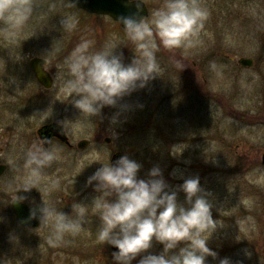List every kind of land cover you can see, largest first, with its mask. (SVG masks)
I'll use <instances>...</instances> for the list:
<instances>
[{"label":"rangeland","instance_id":"rangeland-1","mask_svg":"<svg viewBox=\"0 0 264 264\" xmlns=\"http://www.w3.org/2000/svg\"><path fill=\"white\" fill-rule=\"evenodd\" d=\"M144 2L151 19L164 0ZM195 2L207 16L194 42L161 46L159 75L91 121L68 99L66 58L87 39L94 50L119 44L117 54L130 63L135 46L126 33L65 0H0V164L7 167L0 177V264H114L110 245L98 240L92 202L99 193L88 178L115 153L141 163V178L158 165L173 188L200 177L220 224L209 233L208 245L219 254L209 256V264L224 257L233 264H264V0ZM5 4H30L32 11L14 24ZM65 17L77 20L71 31L61 23ZM33 56L49 61V91L26 71ZM51 122L65 126L74 146L83 139L91 143L77 156L56 148L59 159L36 174L25 165L26 153L40 145L36 130ZM28 183L42 193L22 189ZM21 197L31 206L44 199L73 219L84 207V226L65 232L53 246L48 240L54 220L28 229L12 225L10 201ZM162 248L154 242L149 251Z\"/></svg>","mask_w":264,"mask_h":264},{"label":"clouds","instance_id":"clouds-1","mask_svg":"<svg viewBox=\"0 0 264 264\" xmlns=\"http://www.w3.org/2000/svg\"><path fill=\"white\" fill-rule=\"evenodd\" d=\"M128 2L135 3L138 11L122 15L117 21L123 24L128 39L135 46L130 63L124 62L122 52L117 54L119 44L108 43L94 50L93 42L87 39L77 44L66 58L71 76L65 81L68 99L71 97L81 115L89 119L101 114L105 106H116L123 97L146 87L159 75L157 52L161 46L169 50L190 46L207 16L195 0H164L163 5L152 12L151 19H145L139 16L144 0ZM4 7L11 10L14 24L23 23L32 11L30 4H5ZM61 23L65 30L71 31L77 20L65 17ZM42 141L35 150L30 148L26 153L25 165L36 174L59 159L52 139ZM101 164L88 178V183L96 182L94 187L99 195L92 204L100 221L98 240L103 245L115 246L114 264H133V261L137 264H209V256L218 257L208 240L209 233L213 234L220 224L213 218V203L198 175L185 178L173 188L158 165L149 170L146 178H141L138 175L141 163L127 154L115 163L110 162L109 157ZM33 187L42 193L35 183H28L22 189ZM180 192L185 194L184 201L179 199ZM39 212L40 224L47 225L54 220V232L48 240L53 246L65 232L79 231L85 223L84 207L79 208L77 218L73 219L43 199ZM30 215L36 217L37 212L33 210ZM154 242L163 245L158 253L149 251ZM219 264H233V261L224 257Z\"/></svg>","mask_w":264,"mask_h":264},{"label":"water","instance_id":"water-1","mask_svg":"<svg viewBox=\"0 0 264 264\" xmlns=\"http://www.w3.org/2000/svg\"><path fill=\"white\" fill-rule=\"evenodd\" d=\"M67 1L69 2V0ZM71 4L88 14L107 16L114 22H116L121 28H123V24L120 25L117 21L119 17L122 15H131L138 11L135 3H129L128 0H73V3ZM139 16L145 17V19L148 17V8L145 3L141 5ZM240 63L242 65H250L251 61L241 59ZM44 64L45 61L40 58H32L30 60V66L36 80L45 89H49L52 85V79L50 75L45 71ZM57 133L60 139H67V137L63 133L62 127H57ZM106 142H108V140H106ZM88 144L89 142L87 140H82L77 144V146L79 149H85ZM119 157H121L120 154H114L110 159V162L115 163V161L118 160ZM261 164L264 166V154H262L261 156ZM5 170L6 166L0 164V176L4 173ZM10 206L15 215L17 223L20 226L25 228H34L38 225L40 216L39 208L42 206L41 204L28 206L17 199H13L10 202ZM33 210L37 212L36 217H32L30 215ZM110 248L112 251L117 250L115 246L112 245L110 246Z\"/></svg>","mask_w":264,"mask_h":264},{"label":"flooded vegetation","instance_id":"flooded-vegetation-1","mask_svg":"<svg viewBox=\"0 0 264 264\" xmlns=\"http://www.w3.org/2000/svg\"><path fill=\"white\" fill-rule=\"evenodd\" d=\"M146 4V3H145ZM147 5V4H146ZM148 7V6H147ZM149 8V7H148ZM33 57H36V58H40V59H43L45 61V64H44V69L45 71L50 75L51 79H52V85L54 83V77H53V74L51 72V69H50V65H49V61L44 59V58H41V57H38V56H33ZM32 57V58H33ZM31 60V59H30ZM30 60H29V63H28V67L26 69L29 77L35 81L38 86H40L42 89L44 90H48L49 89H45L35 78V75L33 74L32 72V69H31V66H30ZM17 72V71H16ZM62 127L63 128V133L64 135L67 137V139L63 140V139H60V137L57 135V127ZM63 135V136H64ZM35 137L37 138L38 140V143L41 144L43 141L42 139L44 138H48V139H52V146L55 147V148H58L59 150H68L70 151L71 153H75V155L77 156V154L82 151L80 150L78 147H77V144H72L71 142V136L68 134L65 126L63 124H58L57 122H51V123H47V124H44L43 126H41L40 128H38L35 132ZM90 140H89V145H90ZM45 146L47 147L48 145L45 144ZM7 168V167H6ZM13 199H16V198H12L11 200ZM20 200V199H18ZM22 201V200H20ZM11 202V201H10ZM23 202V201H22ZM29 205V204H28ZM10 210H11V207H10ZM12 212V210H11ZM13 214V212H12ZM14 216V215H13ZM111 246V245H110Z\"/></svg>","mask_w":264,"mask_h":264},{"label":"trees","instance_id":"trees-1","mask_svg":"<svg viewBox=\"0 0 264 264\" xmlns=\"http://www.w3.org/2000/svg\"><path fill=\"white\" fill-rule=\"evenodd\" d=\"M65 2H66V0H65ZM81 13H83V14H85V15H87L86 13H84V12H82V11H80ZM96 17H99V16H96ZM118 27V28H117ZM117 29H119L120 31H122V32H124L125 33V30H123V29H121L118 25H117ZM9 211H10V209H9ZM12 212L10 211V219H11V222H12V225H16L17 226V223H16V221H15V218H14V216H13V214H11Z\"/></svg>","mask_w":264,"mask_h":264}]
</instances>
